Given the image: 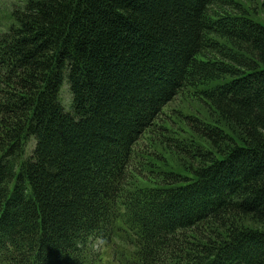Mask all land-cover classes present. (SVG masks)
Masks as SVG:
<instances>
[{
  "label": "trees",
  "instance_id": "obj_1",
  "mask_svg": "<svg viewBox=\"0 0 264 264\" xmlns=\"http://www.w3.org/2000/svg\"><path fill=\"white\" fill-rule=\"evenodd\" d=\"M245 2L15 10L0 34V264H264V0ZM185 92L212 121L188 113L191 136L164 137L182 170L159 150L141 163L139 140Z\"/></svg>",
  "mask_w": 264,
  "mask_h": 264
},
{
  "label": "rangeland",
  "instance_id": "obj_2",
  "mask_svg": "<svg viewBox=\"0 0 264 264\" xmlns=\"http://www.w3.org/2000/svg\"><path fill=\"white\" fill-rule=\"evenodd\" d=\"M29 0H0V34L9 31L13 26L19 25L16 17L14 16V12L16 9L24 8V6L28 3ZM237 3L246 4L245 0H234ZM248 9L246 10L249 14H257V8L252 5L247 6ZM258 19L257 16L254 17ZM218 83H212V85H216ZM71 94L69 91V85L64 83L61 89V102L66 111L71 110ZM188 113L194 114L197 118L205 121L210 122L212 118L210 116L209 107L202 102L199 98L191 97L188 95L187 92L182 93L179 95L172 103H170L164 109V113L161 116L160 124L156 129H153V132L145 133L142 138L139 140L137 144L138 151L142 154L140 161L141 163H145L144 160L148 159L147 162L151 161L152 156L155 155V151L158 150L164 158L167 160V168L170 167L177 168L182 170L181 167L184 166L185 162L188 160L185 156H174L171 154L172 151L175 152V149L171 146L172 149L167 147L165 143L162 145V141L165 140L164 137H171L175 140H183L191 136L190 134V126L186 122L184 116ZM162 125L165 127V131L162 130ZM166 133V134H163ZM194 141L198 146H203L205 143L201 141L200 138L194 133ZM166 142V141H165ZM35 141L32 139L30 142L27 153L29 154L33 148ZM141 168V167H140ZM139 169V168H138ZM145 177V176H144ZM102 247L100 252L109 250H105L104 244H98L96 248ZM102 264H113L106 260H102Z\"/></svg>",
  "mask_w": 264,
  "mask_h": 264
}]
</instances>
